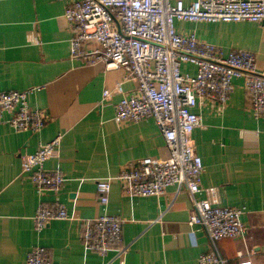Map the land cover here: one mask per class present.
<instances>
[{
  "label": "crops",
  "instance_id": "obj_1",
  "mask_svg": "<svg viewBox=\"0 0 264 264\" xmlns=\"http://www.w3.org/2000/svg\"><path fill=\"white\" fill-rule=\"evenodd\" d=\"M183 1L190 5L195 0ZM60 0H0V93L36 88L30 105L48 119L39 133L16 131L0 123V264H26L35 246H44L52 264H199L212 243L201 225L191 226L194 211L187 189L170 185L158 196L124 193L114 181L109 202H100L97 181L116 176L130 162L146 157L166 159L169 149L153 119L118 122L115 105L123 94L115 91L124 79L121 68L103 63L82 65L71 57L73 30ZM179 33H195L200 41L223 48L246 49L256 56L264 74V23L177 20ZM195 73L196 67L184 64ZM125 93L137 83L126 80ZM112 96L103 101L104 90ZM244 78L233 80L226 107L203 101L194 110L203 125L193 132L204 163L202 186L217 187L222 205L244 207V237L224 238L217 247L227 264H264V119L250 111ZM62 135L58 155L45 162L47 171L59 169L64 183L59 192L39 193L22 172V161L41 143ZM208 196L206 191L198 199ZM58 202L74 218L52 220L38 231L34 215L41 204ZM104 213L123 221L128 244L124 255H101L84 250V223ZM243 251V258L238 252Z\"/></svg>",
  "mask_w": 264,
  "mask_h": 264
},
{
  "label": "built area",
  "instance_id": "obj_2",
  "mask_svg": "<svg viewBox=\"0 0 264 264\" xmlns=\"http://www.w3.org/2000/svg\"><path fill=\"white\" fill-rule=\"evenodd\" d=\"M67 2L64 17L73 30L71 57L82 65L103 63L106 69L121 68L124 79L115 91L122 93L115 105L118 122L153 119L169 149L166 159L146 157L126 165L118 175L99 179L100 202L107 205L114 181H120L127 196H158L170 185L186 188L193 201L191 226L201 225L212 243L202 252L199 264H227L217 247L224 238L244 237V207L222 205L217 187L204 188V163L197 153L193 132L203 125L195 108L209 101L224 108L235 78H244L251 98L250 111L264 119V74L257 70L256 56L246 49L225 53L215 44L200 41L195 33H179L177 20L206 22H264V0H195L190 5L172 0H60ZM196 67L195 73L183 70ZM126 80L137 83L135 91L125 93ZM36 88L0 93V123L16 131L39 133L47 123L45 111L33 108L29 97ZM104 90L103 101L112 96ZM58 135L24 157L22 172L30 177L39 193L59 192L63 173L47 171L45 162L58 155L62 142ZM206 191L208 196L198 199ZM74 218L65 205L41 204L33 217L38 231L52 220ZM81 240L86 252L124 255L128 244L123 237L120 217L104 213L84 223ZM239 251L238 257L243 258ZM26 264H52L50 252L35 246ZM239 264H252L240 261Z\"/></svg>",
  "mask_w": 264,
  "mask_h": 264
},
{
  "label": "water",
  "instance_id": "obj_3",
  "mask_svg": "<svg viewBox=\"0 0 264 264\" xmlns=\"http://www.w3.org/2000/svg\"><path fill=\"white\" fill-rule=\"evenodd\" d=\"M264 23V22H263Z\"/></svg>",
  "mask_w": 264,
  "mask_h": 264
}]
</instances>
